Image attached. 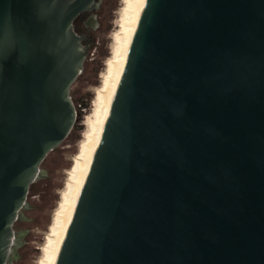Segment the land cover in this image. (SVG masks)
I'll return each instance as SVG.
<instances>
[{
	"label": "water",
	"instance_id": "1",
	"mask_svg": "<svg viewBox=\"0 0 264 264\" xmlns=\"http://www.w3.org/2000/svg\"><path fill=\"white\" fill-rule=\"evenodd\" d=\"M100 2L0 0V264L80 116L74 22ZM56 264H264V0L145 1Z\"/></svg>",
	"mask_w": 264,
	"mask_h": 264
},
{
	"label": "rangeland",
	"instance_id": "2",
	"mask_svg": "<svg viewBox=\"0 0 264 264\" xmlns=\"http://www.w3.org/2000/svg\"><path fill=\"white\" fill-rule=\"evenodd\" d=\"M120 6L121 0L100 2L96 26L91 28L92 40L84 71L71 89L80 116L69 137L48 155L41 166L45 176L32 186L28 206L22 210L23 219L14 226L17 232L25 234L19 239L16 256L10 264H38L53 213L65 187L67 171L73 164V157L78 153L79 142L87 129L85 120L93 108L95 88L101 84L100 75L105 69L106 59L111 55V36L116 29Z\"/></svg>",
	"mask_w": 264,
	"mask_h": 264
},
{
	"label": "bare ground",
	"instance_id": "3",
	"mask_svg": "<svg viewBox=\"0 0 264 264\" xmlns=\"http://www.w3.org/2000/svg\"><path fill=\"white\" fill-rule=\"evenodd\" d=\"M145 1L121 0L115 23L116 29L111 36V55L106 59L105 69L100 75L101 84L95 88L93 108L85 120L87 129L79 142V150L73 157V164L67 171L65 187L61 191L60 201L53 213L38 264L57 262L100 144Z\"/></svg>",
	"mask_w": 264,
	"mask_h": 264
},
{
	"label": "flooded vegetation",
	"instance_id": "4",
	"mask_svg": "<svg viewBox=\"0 0 264 264\" xmlns=\"http://www.w3.org/2000/svg\"><path fill=\"white\" fill-rule=\"evenodd\" d=\"M96 12H85L78 16L74 22L75 29L79 34L83 35L85 38V44L90 46V41L92 40L91 28H94L96 24L91 25L90 18ZM98 17V14H97Z\"/></svg>",
	"mask_w": 264,
	"mask_h": 264
}]
</instances>
